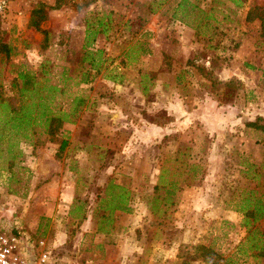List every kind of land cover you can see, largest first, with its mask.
I'll list each match as a JSON object with an SVG mask.
<instances>
[{"label":"rangeland","instance_id":"1","mask_svg":"<svg viewBox=\"0 0 264 264\" xmlns=\"http://www.w3.org/2000/svg\"><path fill=\"white\" fill-rule=\"evenodd\" d=\"M189 2L0 0V231L41 264H264V0Z\"/></svg>","mask_w":264,"mask_h":264},{"label":"built area","instance_id":"2","mask_svg":"<svg viewBox=\"0 0 264 264\" xmlns=\"http://www.w3.org/2000/svg\"><path fill=\"white\" fill-rule=\"evenodd\" d=\"M39 244L17 230L0 231V264H41L47 253L36 250Z\"/></svg>","mask_w":264,"mask_h":264},{"label":"trees","instance_id":"3","mask_svg":"<svg viewBox=\"0 0 264 264\" xmlns=\"http://www.w3.org/2000/svg\"><path fill=\"white\" fill-rule=\"evenodd\" d=\"M58 5L59 4H58V0H57V3L54 5V7H57ZM45 18H46V13L44 12L43 8L42 7H35L34 9H32L31 14H30V25H32L37 30H40L41 32H44L46 34V31L41 30L39 27L40 21L45 19ZM1 52H4L5 54H9V52H10L9 46L4 44V43H1L0 44V53ZM81 101H82V98H80L77 101V104ZM35 118H41V119L43 118L44 120L48 121V123L60 120V119H58V117H56V116L54 117V115L50 116V113H48L46 110H41L40 112H38V114L36 113ZM47 125H49V132L53 133V131H55L53 126L50 123ZM64 144H65V140H63L61 142L60 148H62L64 146ZM121 199L123 200V198H121ZM248 212H249V214H251L254 217V219H256L257 217L264 214V205H262V206L259 205L254 210H249Z\"/></svg>","mask_w":264,"mask_h":264},{"label":"crops","instance_id":"4","mask_svg":"<svg viewBox=\"0 0 264 264\" xmlns=\"http://www.w3.org/2000/svg\"><path fill=\"white\" fill-rule=\"evenodd\" d=\"M183 1H186V2H188V5H189V7L188 8H190V9H195V10H199L198 12L199 13H202L203 14V16L201 17L202 18V24H201V26H203V27H206V13H205V11H200L201 10V8H199V7H197L196 5H193V4H191L190 2H189V0H183ZM189 9V10H190ZM191 11V10H190ZM186 25H188V26H186ZM185 26H184V28H187L186 30H188L187 31V33L189 32V33H191L192 35L193 34H196V33H200V29L198 28V24H196V25H189V24H186ZM203 27H201V28H203ZM97 247H99V245L97 246ZM102 248V247H101Z\"/></svg>","mask_w":264,"mask_h":264}]
</instances>
